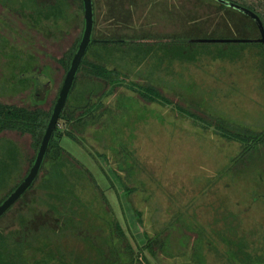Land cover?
Instances as JSON below:
<instances>
[{"label":"rangeland","instance_id":"rangeland-1","mask_svg":"<svg viewBox=\"0 0 264 264\" xmlns=\"http://www.w3.org/2000/svg\"><path fill=\"white\" fill-rule=\"evenodd\" d=\"M227 1L252 5L264 16V0ZM57 2L55 22L45 16ZM92 5V38L111 44L108 68L124 82L105 84L99 121L76 143L62 138L60 144L82 164L76 192L95 208L89 218L95 223L59 232L52 211L30 189L0 217L10 254L27 264L39 247L35 237L49 242L57 235L65 237L63 256L74 247L77 264L100 251L104 259L114 254L132 264L129 246L136 252L146 236H160L169 254L157 251L155 264H239L227 256L225 238L238 243L246 236L250 255L263 258L264 179L258 171L264 164L231 165L238 143L201 126L221 114L253 130L264 127V43L255 21L211 0ZM82 22L81 0H0V102L51 108L67 72L61 61L80 38ZM181 49L188 55L174 56ZM41 85L49 88L45 101L32 104L30 94ZM146 85L171 103L147 102L133 90ZM5 142L19 151V173L0 189V200L36 154L28 134L3 131L0 146ZM117 221L126 239L117 235ZM85 239L99 250H86Z\"/></svg>","mask_w":264,"mask_h":264},{"label":"trees","instance_id":"trees-1","mask_svg":"<svg viewBox=\"0 0 264 264\" xmlns=\"http://www.w3.org/2000/svg\"><path fill=\"white\" fill-rule=\"evenodd\" d=\"M211 1L225 8L232 9L231 7L224 6L215 0ZM243 6L259 17L258 15L260 11H257L254 6ZM239 13L249 18L246 14L241 12ZM59 15L60 9L57 2L49 7V12L45 17L47 18L49 16L51 20L58 22ZM261 15L263 16V14ZM260 19L262 20L261 17ZM45 33L47 34L48 31H45ZM80 38L74 47L70 49V52L65 54L64 59L61 61V64H63L66 71L69 68ZM139 44H143L142 41L139 40ZM110 46L111 44L108 41L103 40L93 39L89 43L76 72L69 94L62 107L57 124L53 130L40 170L29 188L17 199L18 201L30 189L36 190L35 198L52 211L56 219V226L58 227L59 232H62L63 234H65L62 230L63 228H70L75 231V229L82 225V223L85 224L86 222V227L94 225L95 223L89 219L91 215L95 213V208L91 206V203L89 204L88 202L82 201L80 195L76 192V186H78L83 179V177L78 173V168L79 166L82 168V164L73 155L66 151L61 146L60 142L62 138H67L68 140L76 143L80 140L79 134L83 133L84 130L94 122L99 121L102 112L106 110L101 103L102 98L109 91L105 90V84L110 87L123 84L124 75L120 74L115 69L108 68L107 64L111 63L109 60L114 54V52H111ZM115 51L118 50L116 49ZM178 54L188 55L187 53H183V49H181L180 52H174V56H177ZM96 80L103 81L104 84L98 83ZM48 90L49 88L44 85L39 86L35 90L34 94H30L31 103L36 105L38 102L45 101L44 99L47 96ZM133 90L137 91L147 102H160V104L165 105L171 103L151 85L143 87L137 86V89L133 88ZM37 96H40V99L37 98ZM56 99L54 100L51 108L48 110L37 106L30 108L24 105L0 102V133L3 131H16L20 134H28L32 141L31 145L33 150L37 151ZM188 114L189 117H196L197 119L203 120V118L199 116L197 117L192 113ZM206 123H208V125L201 126L203 128L211 126L213 131L223 139L238 143V152L232 158L231 165L234 166L239 163L244 164L243 166L248 164L252 165L254 163H258L259 165L261 163L264 164V127L260 130H253L247 126L240 125L241 123L221 114L215 117L212 122L206 121ZM0 150L2 152L0 153V189H4V184L9 182L12 177H15L17 173H19V151L16 146L10 142H5L2 146H0ZM85 172L90 174L89 171ZM258 174V178L261 177L259 180L263 181V167L259 169ZM22 179L9 190L8 194L18 186ZM259 188L262 191L264 190V187L259 186ZM42 195H44V198H42ZM6 196H4L0 202ZM135 213L139 219V213ZM115 226L117 235H119L122 240L126 239L127 236L121 229L118 221ZM54 236L49 238V242L41 236L34 238L39 247L34 246V250L32 248L36 254H34L33 260L27 264H77V260L73 254L74 247L67 246L69 248H66L65 251H68V255L63 256L64 253L62 254V250L65 248V240H63V238L65 237L60 238L57 235ZM244 237L246 236L238 239V243H234L233 241L225 238V242L227 244V256H230L239 264H264L262 263L264 262V253L263 258H260L261 256L254 253V259V255H250V248L249 250L247 249V245H250L252 248V245L250 244L251 241H246ZM40 238L42 240H40ZM84 242L88 244L85 246L86 250H91L92 252L93 250L95 252L99 250L90 242V240L85 239ZM166 246V238H161L160 236H146V242L143 245H138L136 252L129 246V249H131L130 254L132 256V260L129 259V261L132 264H134L135 260L139 262L141 261L143 264H155L157 251L169 254ZM84 258L86 259V257ZM87 263L121 264L118 258H115L114 254L112 258L104 259L101 251L99 254L96 252V256L93 255ZM0 264H25L21 260L19 254L16 256H12L10 254L6 244V236L4 237L1 234Z\"/></svg>","mask_w":264,"mask_h":264},{"label":"water","instance_id":"water-1","mask_svg":"<svg viewBox=\"0 0 264 264\" xmlns=\"http://www.w3.org/2000/svg\"><path fill=\"white\" fill-rule=\"evenodd\" d=\"M219 3H221L224 6L231 7L232 9L239 11L241 13L246 14L251 19L255 21L257 24L259 30H260V39L264 43V30L261 26V23L257 17L256 14L249 11L248 9L241 7L239 5H236L232 2L226 1V0H215ZM83 4V30L82 35L80 38V41L78 43V46L76 48V51L73 55V58L71 60V63L69 65V68L66 72L64 81L62 83V86L59 90L57 99L55 101V104L53 106V109L51 111V114L49 116L47 125L45 127L43 136L41 138V141L39 143L38 149L36 151V154L34 156V159L32 161V164L25 175V177L22 179V181L18 184V186L10 192L1 202H0V217L17 201V199L29 188V186L32 184L33 180L37 176L42 161L45 157V153L47 150V147L49 145L50 138L52 136L53 130L57 124L59 115L61 113L62 107L66 101V98L69 94L70 88L72 86V83L74 81L76 72L78 70V67L80 65V62L83 58V55L85 53V50L87 49L89 43L93 40L92 38V28H93V5L92 0H82Z\"/></svg>","mask_w":264,"mask_h":264},{"label":"crops","instance_id":"crops-1","mask_svg":"<svg viewBox=\"0 0 264 264\" xmlns=\"http://www.w3.org/2000/svg\"><path fill=\"white\" fill-rule=\"evenodd\" d=\"M256 9V8H255ZM257 10V9H256Z\"/></svg>","mask_w":264,"mask_h":264}]
</instances>
